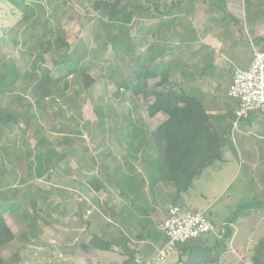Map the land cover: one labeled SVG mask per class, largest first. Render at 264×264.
Returning <instances> with one entry per match:
<instances>
[{
    "label": "rangeland",
    "instance_id": "obj_1",
    "mask_svg": "<svg viewBox=\"0 0 264 264\" xmlns=\"http://www.w3.org/2000/svg\"><path fill=\"white\" fill-rule=\"evenodd\" d=\"M93 1L38 0L43 9L33 10L31 19L37 18L38 25L48 21L47 30L61 32L73 66L75 62L79 71L94 80L85 90L79 72L66 74L53 64L50 54L40 60L39 40L28 26L31 20L23 22L19 8L10 0H0V60L12 61L20 69L13 87H7L10 90L0 98L2 113L10 116L7 123H0V205H20L15 212L2 214L14 236L0 247V260L5 264H66V258L88 241L91 231H140L133 220L137 215L127 210L131 193L127 192V198L123 193L130 181L136 183L138 196L133 193V197L151 192L149 164L142 153L147 149L154 154L149 134L167 117L163 113L149 116L147 108L153 98L129 90L136 82L130 58L117 54L109 44L110 35L125 31L97 16L91 8ZM123 1L127 9L157 6L163 12L161 19L175 17L173 28L160 32L159 38L155 12L134 13L132 24L124 26L136 41V57L143 64L151 44L159 40L169 45L153 64L157 77L150 85L167 73L165 87L195 95L211 117L213 131L230 126L221 160L203 169L188 192L171 201L180 207L205 209L216 231L222 219L231 217L229 229L239 231L233 245L224 239L212 251L205 248L194 255L193 264H252L254 248L264 239V207L246 212L240 206L264 197V153L256 148L257 141H264V126L256 127L250 119L247 126L241 124L244 119L234 125L236 102L226 96L232 68L220 51L236 49L241 55L251 51V41L264 39V0ZM36 29L41 36L44 30ZM171 32L175 34L169 37ZM41 79L46 81L43 94L33 91ZM156 89L161 91V87ZM259 132L263 133L260 139ZM39 151H50L49 164L59 159L57 166L52 170L42 166L38 171ZM92 177L102 183L99 191L86 184ZM140 182L147 187L141 188ZM155 191L153 195L158 191L175 194L170 187ZM145 229L153 231L149 226ZM142 236L130 240L132 248H145L150 256L153 247L139 243ZM119 241L129 240L123 235ZM214 241L210 234L204 242L212 246ZM221 252L225 256L219 257ZM171 255L152 263L169 264Z\"/></svg>",
    "mask_w": 264,
    "mask_h": 264
},
{
    "label": "trees",
    "instance_id": "obj_2",
    "mask_svg": "<svg viewBox=\"0 0 264 264\" xmlns=\"http://www.w3.org/2000/svg\"><path fill=\"white\" fill-rule=\"evenodd\" d=\"M10 3L15 8L21 10L23 22H28V20L30 21L32 19L33 10L43 9L40 7L41 5L38 0H10ZM91 8L97 16L105 17L106 20L116 28L125 31L124 34L120 32L110 35L109 44L115 49L114 52L117 54L125 53V55L130 58L131 66H129L136 80L129 88L131 93L133 95H142L145 98H153L152 103L147 108L149 116L154 117L158 113H163L167 117L163 124L149 134L151 142L150 150L152 149L154 154L147 149L142 154L147 164H149L148 174L150 186L153 187V185L161 183L164 187L172 188L175 193L173 200H177L181 194H186L188 192L192 181L200 176L203 169L221 160L222 149L226 146V139L228 138L227 131L230 128L229 123L226 124L227 127L224 126L218 131H213L210 126L211 117L205 113L195 95L188 94L181 89L165 87L168 78L167 73L160 77L158 83L150 85L157 77L155 70L156 66L153 64L157 58L170 49L168 47L169 45L165 42L160 43L159 40L156 42V45L151 44L150 50H152L148 53L146 59H144L145 63L143 64L139 61L140 57H136L138 53L136 41L130 39V35L128 36L124 26L132 24L134 13H137L139 16H144L151 12H155L157 13L156 19H158L155 26L159 32V38L160 32L169 31L170 28H173V24L176 22L174 19L175 17L161 19L163 12L157 6L154 7L153 10L149 5L127 9V4L123 0H95L92 2ZM37 22V18L31 20L28 26L30 31L35 32V36L39 40L36 47L39 50L40 60H42L43 56L50 54L53 64L61 66L66 74L77 75L79 72L77 76L81 79L83 88L89 90L94 85V80L84 71H79L78 68H76L75 62L73 66V60H70L71 57L67 54L69 44L61 32L59 30L55 31L53 27L52 30H47L46 22L48 23V21L42 25H38ZM37 27L44 30L39 37L36 32ZM141 33L143 32L141 31ZM145 33L147 32H144V34ZM174 34L175 33L171 32L169 37L174 36ZM34 38L35 37L31 34V39ZM254 42L256 44H264V39H254ZM25 43L26 40H24V44ZM67 63L69 64L68 67L63 68L62 65L64 66ZM76 63L78 64L77 61ZM19 74L20 69L15 66L12 61L8 63L0 60V98L5 95V90L9 91L10 88L13 87ZM35 77H37V75H35ZM44 82L46 83V81H42V79L38 80V85L34 87L33 91H40V93L43 94L46 91L44 89L46 86H43ZM160 87L161 91H158L156 88ZM259 115H262V122L264 123V113H259ZM9 118L10 116L8 114L4 115L0 109V123H7ZM50 154V151H46L45 153L39 151L37 153L36 158L38 163L36 168L38 171H40L42 166L48 165L51 170L57 166L59 159H57L56 163L49 164V161L52 159L50 158ZM37 176H40V173L37 174ZM86 184L91 186L94 191H99L103 187L102 183L96 177L90 178L86 181ZM31 205L35 206V203L31 202ZM173 205L176 204L173 203ZM19 206V204H12L9 206L0 205V247H3L14 238L2 214L3 212H15L19 209ZM243 206V210L246 212L259 210L264 207V197L260 201L249 202L240 206V208L242 209ZM229 219H231V217ZM229 219L227 218V221H229ZM230 235L231 230L228 229L224 238H230ZM159 239H161V243L164 242V237L161 234ZM89 245L101 250H109L113 246L112 243L103 241L94 236L90 239ZM202 250L204 249H201V251ZM201 251H192L191 256L198 255ZM251 262L252 264H264V239H261L256 248H254V256L251 257ZM0 264L5 263L0 260Z\"/></svg>",
    "mask_w": 264,
    "mask_h": 264
},
{
    "label": "crops",
    "instance_id": "obj_3",
    "mask_svg": "<svg viewBox=\"0 0 264 264\" xmlns=\"http://www.w3.org/2000/svg\"><path fill=\"white\" fill-rule=\"evenodd\" d=\"M222 44V43H220ZM214 45L215 48H219L218 46L220 45ZM218 52H215V54H217ZM221 55L225 54L227 55L225 57V60L227 62V65H229V67L232 68V73L231 75L234 74L235 71L237 70H245L248 68L249 63L251 61V51L250 50H245L240 54L238 53V50L236 49H232L231 51H227V52H221ZM240 53V52H239ZM238 57V58H237ZM216 63V62H215ZM211 65H213V62L211 63ZM217 65H219L217 63ZM233 102V100H231ZM237 109V104L235 103V110H234V114L236 112ZM261 114V113H260ZM251 120V123L255 125H257L256 127H263L264 123L263 121V117L262 115H259V113L257 112H251L247 119L245 118L244 120H242L241 124L246 125L248 123V121ZM246 121V122H245ZM247 126V125H246ZM256 130V129H255ZM258 130V128H257ZM256 130V131H257ZM263 132V131H262ZM259 132L258 134H260L259 139L262 138L263 133ZM242 139V136H241ZM262 142L264 143V141H257L256 144V148L257 150H259L261 153H264V147L262 145ZM236 143L234 144L235 147ZM259 145H261L262 147H259ZM236 148V147H235ZM243 150V148H242ZM240 173L243 175L242 170H240ZM241 177V175H240ZM243 178V177H242ZM128 183V182H127ZM135 181H130L126 187L128 188V190H126V193H123L124 196L127 198V192L131 193V198L128 197L127 199H129L130 201L128 202L129 207H127V210L129 212V215H137L133 217V220L136 221L135 223L138 225L136 227L139 228L140 231H91V236L88 239V241H84L83 244L79 245V247H77V249L74 251V253L69 256V258H66V264H153L152 262H154L153 260L149 263L150 260V256L153 253H156L158 247L161 245V239H159L160 237V232L158 231L157 227L159 225V223L164 219V217L166 216V211L167 208L172 204V200L174 198V195L171 194V196L169 194L163 193L162 191L158 193H156V195H153V193H155V189H158L159 187H164L162 186L161 183H157L155 185H153V187L150 186V191L151 192H140L139 197L136 198L133 197V193L134 195L135 193ZM144 183L140 182V187L144 188L147 187V185H143ZM148 184V183H147ZM124 192V190H123ZM137 195V194H136ZM170 197H169V196ZM138 196V195H137ZM178 199V198H177ZM133 204V206H132ZM178 205V204H176ZM181 205V204H180ZM179 206V205H178ZM183 208H187L184 207ZM187 209H192L193 208H187ZM195 210V209H194ZM204 211H206L204 209ZM211 213V212H210ZM132 220V217H130ZM210 219V218H209ZM126 223H128L126 221ZM221 226L219 231H216L213 235V238H215V244L212 246H208L206 245V243L204 242L208 236H206L205 238H199L196 239L194 241H191L190 243L181 245L178 247V250L173 253L171 255L172 257V262L169 264H176V262L178 264H193L194 258L197 256H191L192 255V251L194 252H199L201 251V249H209L210 251L213 250V247L218 244H222L225 242L224 241V237H225V233L227 232V230L229 228H231L232 223L229 221H226L225 218L221 220L220 224ZM147 226H149L150 228H153L154 231H147ZM145 231H144V230ZM151 229V230H153ZM233 232V233H232ZM239 231H231V235L230 238L225 239L226 242L225 244L228 245V243L234 241L235 237H237V233ZM125 236L129 241L125 243L124 242H120L119 238L120 236ZM137 235H143L141 241H139V243H149V245L151 246V248L154 250V252L149 256H146V252H145V248L140 249V247L138 248V250H134L132 248V244L130 242V240L133 242L134 240V236ZM97 237L99 239H102L103 241H107L113 244L112 248H110L109 250H101L98 249L96 247L90 246L89 245V241L92 237ZM133 239V240H132ZM125 240V239H124ZM119 242V243H117ZM223 242V243H221ZM127 243V246L125 245ZM234 244V243H233ZM232 244V245H233ZM230 246V245H229ZM123 249V250H122ZM216 249V248H215ZM208 250V251H209ZM119 251V252H117ZM121 251H123V253H121ZM180 254V255H179ZM155 255V254H154ZM221 256H225V253L221 252L219 254V257ZM155 257V256H154ZM192 257V259H191ZM184 258L186 259L183 262ZM182 260V261H181ZM191 260V261H189ZM189 262V263H188Z\"/></svg>",
    "mask_w": 264,
    "mask_h": 264
},
{
    "label": "built area",
    "instance_id": "obj_4",
    "mask_svg": "<svg viewBox=\"0 0 264 264\" xmlns=\"http://www.w3.org/2000/svg\"><path fill=\"white\" fill-rule=\"evenodd\" d=\"M251 61L245 70H237L231 77L226 96L237 104L234 125L251 112L264 113V44L250 43ZM164 242L158 247L154 260L163 261L178 247L216 232V226L203 210L170 205L158 227Z\"/></svg>",
    "mask_w": 264,
    "mask_h": 264
}]
</instances>
